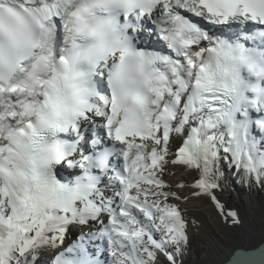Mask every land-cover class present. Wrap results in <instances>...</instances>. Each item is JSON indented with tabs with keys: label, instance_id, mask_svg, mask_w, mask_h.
<instances>
[{
	"label": "snow or ice",
	"instance_id": "1",
	"mask_svg": "<svg viewBox=\"0 0 264 264\" xmlns=\"http://www.w3.org/2000/svg\"><path fill=\"white\" fill-rule=\"evenodd\" d=\"M228 166L264 188V0H0V264H184Z\"/></svg>",
	"mask_w": 264,
	"mask_h": 264
},
{
	"label": "bare ground",
	"instance_id": "2",
	"mask_svg": "<svg viewBox=\"0 0 264 264\" xmlns=\"http://www.w3.org/2000/svg\"><path fill=\"white\" fill-rule=\"evenodd\" d=\"M145 43L152 44V41ZM172 171L175 172L174 176H166L170 181L183 179L191 183L196 177L195 173L176 168ZM63 172L69 177L68 171ZM225 174L227 186L220 199L228 207L240 213L244 226L242 229L233 230L224 225L212 203L206 199L188 203L190 215L201 224L203 229L200 227L198 233L192 232V242L184 257V264H223L231 257L233 250L254 247L260 243L261 228L264 226V188L242 182L230 166L225 168ZM233 177L239 182L234 183ZM237 187L241 192L236 191ZM249 205L252 208L247 207Z\"/></svg>",
	"mask_w": 264,
	"mask_h": 264
},
{
	"label": "rangeland",
	"instance_id": "3",
	"mask_svg": "<svg viewBox=\"0 0 264 264\" xmlns=\"http://www.w3.org/2000/svg\"><path fill=\"white\" fill-rule=\"evenodd\" d=\"M233 182L235 183V182H239V180L237 179H235V177H233ZM240 184V183H239ZM236 190V189H235ZM236 191H238V192H241V190L237 187V190ZM263 205V204H262ZM247 207H251L250 205L249 206H247ZM252 208V207H251ZM256 207H254V209H255ZM259 210V209H258ZM200 227H201V224L199 223V229H200ZM202 229H203V227H201ZM195 233H198L197 231H195Z\"/></svg>",
	"mask_w": 264,
	"mask_h": 264
},
{
	"label": "water",
	"instance_id": "4",
	"mask_svg": "<svg viewBox=\"0 0 264 264\" xmlns=\"http://www.w3.org/2000/svg\"><path fill=\"white\" fill-rule=\"evenodd\" d=\"M227 262V261H226ZM226 262L225 263H223V264H226Z\"/></svg>",
	"mask_w": 264,
	"mask_h": 264
}]
</instances>
